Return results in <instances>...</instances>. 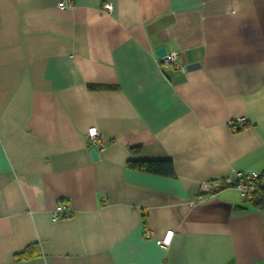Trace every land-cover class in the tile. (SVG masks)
<instances>
[{"label":"crops","instance_id":"crops-1","mask_svg":"<svg viewBox=\"0 0 264 264\" xmlns=\"http://www.w3.org/2000/svg\"><path fill=\"white\" fill-rule=\"evenodd\" d=\"M60 1L0 0V264H264V209L199 196L264 170V0ZM135 147L175 176L129 169Z\"/></svg>","mask_w":264,"mask_h":264},{"label":"built area","instance_id":"built-area-1","mask_svg":"<svg viewBox=\"0 0 264 264\" xmlns=\"http://www.w3.org/2000/svg\"><path fill=\"white\" fill-rule=\"evenodd\" d=\"M60 9H72L73 4L68 0H61L59 3ZM113 6L111 3L104 4V10L111 12ZM179 51L168 52L165 56L158 58V64L160 68L164 70H176L181 73H185L187 66L182 62ZM246 123L245 118H240L236 122H230L229 127L233 132H236L243 128ZM86 141L89 146L96 149L98 152L103 149L100 144V133L97 128L90 129L86 136ZM260 180L261 187L264 190V174L263 171H251V172H242L236 171L230 177H224L220 179L204 180L199 184V196L203 198L204 196H213L217 192L225 188H231L238 192L242 199L246 203H252V200L255 197L257 190V181ZM264 195V193H263ZM71 215L66 204L60 202L57 204L55 209L52 212V220L57 221L60 219L68 218ZM173 231L167 232L161 239L157 240V244L162 247H168L171 243ZM146 236L149 237L150 233L147 232Z\"/></svg>","mask_w":264,"mask_h":264},{"label":"trees","instance_id":"trees-1","mask_svg":"<svg viewBox=\"0 0 264 264\" xmlns=\"http://www.w3.org/2000/svg\"><path fill=\"white\" fill-rule=\"evenodd\" d=\"M132 159L127 162V167L131 170L157 175L167 178L175 176L174 165L171 159H143L139 158L140 148L129 149ZM264 174V170H263ZM264 190L261 187L260 180L257 181V190L252 203L261 209H264ZM41 255L38 244L28 245L22 252L15 254L14 258L19 261H27Z\"/></svg>","mask_w":264,"mask_h":264},{"label":"water","instance_id":"water-1","mask_svg":"<svg viewBox=\"0 0 264 264\" xmlns=\"http://www.w3.org/2000/svg\"><path fill=\"white\" fill-rule=\"evenodd\" d=\"M167 50L164 47H161L157 50L156 55L158 58H161L167 54ZM91 156L94 161L98 160V151L96 149L91 150Z\"/></svg>","mask_w":264,"mask_h":264}]
</instances>
